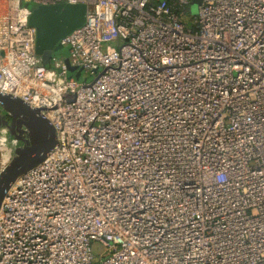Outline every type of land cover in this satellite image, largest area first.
Instances as JSON below:
<instances>
[{"label":"built area","instance_id":"obj_1","mask_svg":"<svg viewBox=\"0 0 264 264\" xmlns=\"http://www.w3.org/2000/svg\"><path fill=\"white\" fill-rule=\"evenodd\" d=\"M23 1L85 6L48 69ZM190 5L0 0V93L56 133L2 200L0 264H264V0Z\"/></svg>","mask_w":264,"mask_h":264},{"label":"water","instance_id":"obj_2","mask_svg":"<svg viewBox=\"0 0 264 264\" xmlns=\"http://www.w3.org/2000/svg\"><path fill=\"white\" fill-rule=\"evenodd\" d=\"M190 2V14L195 15L201 0ZM84 18V5H41L31 11L29 25L35 30V53L45 68L51 66L57 42L82 26ZM62 50L67 52V49ZM65 63L67 77L70 78L74 74L75 80L81 82L82 69L70 67L67 61ZM90 80L91 77L85 82ZM42 111L15 97L0 93V128L15 144L14 155L0 172V207L12 184L20 176L40 165L56 146L55 130Z\"/></svg>","mask_w":264,"mask_h":264},{"label":"rangeland","instance_id":"obj_3","mask_svg":"<svg viewBox=\"0 0 264 264\" xmlns=\"http://www.w3.org/2000/svg\"><path fill=\"white\" fill-rule=\"evenodd\" d=\"M22 5L30 8L31 10H33L35 7L38 6L36 4H32V2H30V1H23ZM195 15H192V16H195ZM184 22L186 23L187 26H189L188 20H185ZM58 43L59 42H57V44H56V46L54 48L55 49V52H54L55 55L54 56L57 57V58L66 57L67 56V52L62 50L60 47H58ZM108 46H114V44H109ZM8 141H9L8 143H9L10 146H9L8 149H0V157L3 156V155L6 156V157L9 156V155L10 156L14 155V150H13V146L15 145L14 141H13L12 138H9V137H8ZM92 251L97 256L99 253H101L103 251V249H102V247L100 245L94 244L93 247H92Z\"/></svg>","mask_w":264,"mask_h":264},{"label":"bare ground","instance_id":"obj_4","mask_svg":"<svg viewBox=\"0 0 264 264\" xmlns=\"http://www.w3.org/2000/svg\"><path fill=\"white\" fill-rule=\"evenodd\" d=\"M12 156H1L0 157V172L3 170V168L7 165V163L10 161Z\"/></svg>","mask_w":264,"mask_h":264},{"label":"crops","instance_id":"obj_5","mask_svg":"<svg viewBox=\"0 0 264 264\" xmlns=\"http://www.w3.org/2000/svg\"><path fill=\"white\" fill-rule=\"evenodd\" d=\"M57 5V4H56ZM59 5V4H58ZM50 6V5H49Z\"/></svg>","mask_w":264,"mask_h":264}]
</instances>
